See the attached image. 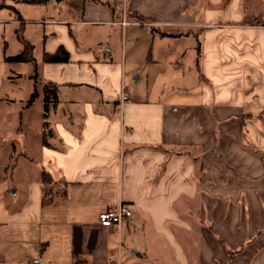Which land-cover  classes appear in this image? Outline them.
<instances>
[{
	"label": "crops",
	"instance_id": "1",
	"mask_svg": "<svg viewBox=\"0 0 264 264\" xmlns=\"http://www.w3.org/2000/svg\"><path fill=\"white\" fill-rule=\"evenodd\" d=\"M0 264H264V0H0Z\"/></svg>",
	"mask_w": 264,
	"mask_h": 264
},
{
	"label": "built area",
	"instance_id": "2",
	"mask_svg": "<svg viewBox=\"0 0 264 264\" xmlns=\"http://www.w3.org/2000/svg\"><path fill=\"white\" fill-rule=\"evenodd\" d=\"M123 4L125 0H122ZM128 100V92L125 89L121 90V101ZM132 214V210L129 204L118 201L115 203L109 204L103 210H101L97 215L98 223L104 227H114L119 225L121 222L126 220ZM111 260L120 262L119 258L113 255H110Z\"/></svg>",
	"mask_w": 264,
	"mask_h": 264
},
{
	"label": "trees",
	"instance_id": "3",
	"mask_svg": "<svg viewBox=\"0 0 264 264\" xmlns=\"http://www.w3.org/2000/svg\"><path fill=\"white\" fill-rule=\"evenodd\" d=\"M32 2H38L40 0H31ZM8 59H13V60H22L24 57L21 54H17L11 57H7ZM44 61L47 62H63V61H67L68 60V52L62 47L60 46L59 48H57V50L52 53V54H45L43 57ZM50 178L48 177V175H46L45 173H43L42 176V181L43 183H49Z\"/></svg>",
	"mask_w": 264,
	"mask_h": 264
},
{
	"label": "rangeland",
	"instance_id": "4",
	"mask_svg": "<svg viewBox=\"0 0 264 264\" xmlns=\"http://www.w3.org/2000/svg\"><path fill=\"white\" fill-rule=\"evenodd\" d=\"M165 43L168 41V39H164L163 40ZM147 70V71H146ZM145 72H147V76L145 75V72L143 71V73L139 74V73H135L133 75H131V79L134 83V79L137 77V76H140L141 77V81H139V83H142L144 81V78L146 77V84L148 85L150 81H152V77L151 78H148V72H150L151 70L150 69H146ZM129 77H130V74H129Z\"/></svg>",
	"mask_w": 264,
	"mask_h": 264
}]
</instances>
